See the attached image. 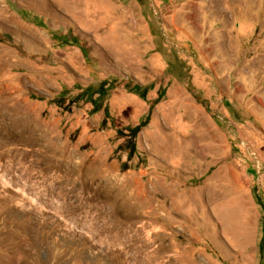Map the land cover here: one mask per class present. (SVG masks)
<instances>
[{"label":"rangeland","instance_id":"374dc122","mask_svg":"<svg viewBox=\"0 0 264 264\" xmlns=\"http://www.w3.org/2000/svg\"><path fill=\"white\" fill-rule=\"evenodd\" d=\"M0 264H264V0H0Z\"/></svg>","mask_w":264,"mask_h":264},{"label":"trees","instance_id":"16d2710c","mask_svg":"<svg viewBox=\"0 0 264 264\" xmlns=\"http://www.w3.org/2000/svg\"><path fill=\"white\" fill-rule=\"evenodd\" d=\"M141 86H140V84H134V85H132V86H130V91H132V90H138L139 88H140ZM95 93H98V96L99 97H102V98H104V96H105V93H106V90H105V88H100L98 91H91L90 93H89V95H94ZM101 103H102V101H100V102H98V103H96L95 105H94V112H97V111H99L100 109H101ZM144 126V124L143 123H138L137 125H135V126H133V127H131L130 129H129V133H130V137L132 138L131 139V141L128 143V149H129V151H128V157H131L132 156V154H134L135 153V142H134V138L137 136V134L140 132V130H141V128ZM127 144V143H126Z\"/></svg>","mask_w":264,"mask_h":264}]
</instances>
